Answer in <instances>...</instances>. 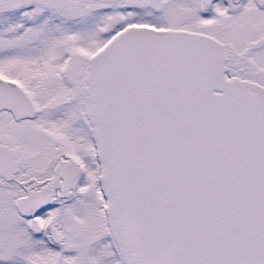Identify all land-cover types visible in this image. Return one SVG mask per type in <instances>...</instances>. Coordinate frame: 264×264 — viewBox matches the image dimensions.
I'll use <instances>...</instances> for the list:
<instances>
[{
	"label": "snow or ice",
	"instance_id": "6c2138e0",
	"mask_svg": "<svg viewBox=\"0 0 264 264\" xmlns=\"http://www.w3.org/2000/svg\"><path fill=\"white\" fill-rule=\"evenodd\" d=\"M0 264H264V0H0Z\"/></svg>",
	"mask_w": 264,
	"mask_h": 264
}]
</instances>
